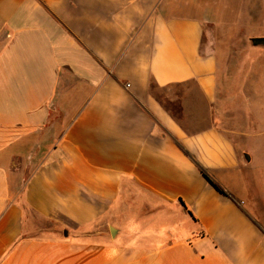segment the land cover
<instances>
[{
    "label": "crops",
    "instance_id": "crops-1",
    "mask_svg": "<svg viewBox=\"0 0 264 264\" xmlns=\"http://www.w3.org/2000/svg\"><path fill=\"white\" fill-rule=\"evenodd\" d=\"M227 2L0 0V264H264V103L226 83ZM190 84L177 119L150 89Z\"/></svg>",
    "mask_w": 264,
    "mask_h": 264
},
{
    "label": "rangeland",
    "instance_id": "rangeland-1",
    "mask_svg": "<svg viewBox=\"0 0 264 264\" xmlns=\"http://www.w3.org/2000/svg\"><path fill=\"white\" fill-rule=\"evenodd\" d=\"M227 6L228 11L224 13L221 23L215 29H212V39L215 44L214 49L218 53L221 67L224 66V69H229V80L226 83L233 92L242 89L247 92L253 91L259 94L261 98L256 103H264V54H261V50L264 49V44L255 45L253 43V39L255 38H264V0H261V2L259 0H248L244 4V12L242 13H237L238 7L241 6L240 2L228 0ZM188 86H191V84L166 88H158L151 85L150 89L152 95L177 119L180 116L179 97ZM221 94L222 89L220 87L219 95L221 96ZM233 112V117L236 121V103L234 104ZM220 114L221 107L219 105L218 124L226 128V125L221 123ZM248 149L250 151L248 150L247 156L256 148L252 147ZM253 162L254 165H258L257 162ZM254 167H252V170H249L251 172L254 170L253 172H255ZM134 213L136 214V212H132V215ZM127 214L128 212L122 211V215L120 214V216L110 223L108 230L106 226L103 227L104 231L110 232V226L113 228L119 226L125 233V216ZM185 223V226L180 228L181 231H186L187 228L194 227L192 222L186 221ZM123 232L122 235H124ZM123 239L125 241V238H117V240Z\"/></svg>",
    "mask_w": 264,
    "mask_h": 264
},
{
    "label": "trees",
    "instance_id": "trees-1",
    "mask_svg": "<svg viewBox=\"0 0 264 264\" xmlns=\"http://www.w3.org/2000/svg\"><path fill=\"white\" fill-rule=\"evenodd\" d=\"M200 172L201 174L204 176V178L220 193L222 194L223 196H226V193L219 187L217 186L212 180L211 178L209 177V175L203 170V169H200ZM181 206L183 208H185L184 204L181 202ZM186 209V208H185ZM189 214V216L193 219V221H196V219L192 216V214L188 211L187 212Z\"/></svg>",
    "mask_w": 264,
    "mask_h": 264
},
{
    "label": "water",
    "instance_id": "water-1",
    "mask_svg": "<svg viewBox=\"0 0 264 264\" xmlns=\"http://www.w3.org/2000/svg\"><path fill=\"white\" fill-rule=\"evenodd\" d=\"M253 43L255 45H257V44H264V38H255V39H253ZM246 158L249 159L248 156H246ZM110 232H111L112 236H114L115 233H116L114 228H110Z\"/></svg>",
    "mask_w": 264,
    "mask_h": 264
}]
</instances>
